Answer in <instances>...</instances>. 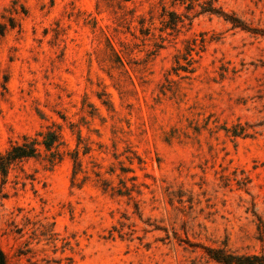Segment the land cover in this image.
<instances>
[{
    "label": "rangeland",
    "instance_id": "obj_1",
    "mask_svg": "<svg viewBox=\"0 0 264 264\" xmlns=\"http://www.w3.org/2000/svg\"><path fill=\"white\" fill-rule=\"evenodd\" d=\"M204 1L0 0V153L62 136L0 174L7 264L264 251V0Z\"/></svg>",
    "mask_w": 264,
    "mask_h": 264
},
{
    "label": "trees",
    "instance_id": "obj_2",
    "mask_svg": "<svg viewBox=\"0 0 264 264\" xmlns=\"http://www.w3.org/2000/svg\"><path fill=\"white\" fill-rule=\"evenodd\" d=\"M182 3L188 2L190 8L193 7L196 0H179ZM201 13L207 12L211 14H217L223 16L226 20L232 22L236 26H240L244 29L250 30L240 19L233 15H229L222 11L220 8L214 6L212 0H206L201 5ZM171 16L177 17L176 12H169ZM171 19L169 21V26L172 29H177L178 23L182 22L179 19ZM4 33L2 28L0 35ZM39 136L42 137L40 141L37 138L30 136H24L22 142L14 143L7 149L4 153H0V174L4 178L7 177L11 166L25 158L35 157L40 153L39 144H41L46 151H49L52 155V160L55 159V153L53 149L58 148L62 144V136L59 130H47L46 132L39 133ZM73 159L76 165H80L79 161V152L76 150L73 154ZM206 253L213 259L223 264H264V251L260 253H237L230 251L224 247H204ZM0 264H7L6 256L2 249L0 248Z\"/></svg>",
    "mask_w": 264,
    "mask_h": 264
}]
</instances>
